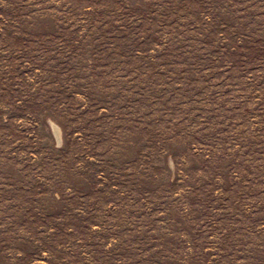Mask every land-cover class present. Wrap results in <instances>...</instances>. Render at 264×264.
<instances>
[{
	"label": "rangeland",
	"instance_id": "obj_1",
	"mask_svg": "<svg viewBox=\"0 0 264 264\" xmlns=\"http://www.w3.org/2000/svg\"><path fill=\"white\" fill-rule=\"evenodd\" d=\"M0 264H264V0H0Z\"/></svg>",
	"mask_w": 264,
	"mask_h": 264
}]
</instances>
